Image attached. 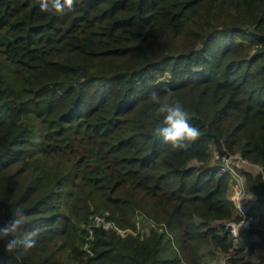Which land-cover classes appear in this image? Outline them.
<instances>
[{
	"label": "trees",
	"instance_id": "obj_1",
	"mask_svg": "<svg viewBox=\"0 0 264 264\" xmlns=\"http://www.w3.org/2000/svg\"><path fill=\"white\" fill-rule=\"evenodd\" d=\"M152 92L199 128L186 149L157 136ZM227 153L262 168L238 173L264 203V0H0V223L22 208L40 229L0 264L223 263ZM95 214L125 233L95 226L90 254Z\"/></svg>",
	"mask_w": 264,
	"mask_h": 264
},
{
	"label": "clouds",
	"instance_id": "obj_2",
	"mask_svg": "<svg viewBox=\"0 0 264 264\" xmlns=\"http://www.w3.org/2000/svg\"><path fill=\"white\" fill-rule=\"evenodd\" d=\"M74 3L75 0H38L39 10L44 13L50 11L63 13L65 10L70 12L73 10ZM168 92L171 94V90ZM150 99L157 105L156 114L163 116V125L156 128V134L171 149H186L200 136L199 128L189 123V113L178 100L161 102L158 92H152ZM26 225L27 217L22 208H17L11 219L0 223V242H3L0 252L10 255L20 246L24 248L34 246L40 229L38 227L29 229ZM237 248L238 243L236 250ZM237 253L241 264H253L254 260H260L258 256L250 255L246 249Z\"/></svg>",
	"mask_w": 264,
	"mask_h": 264
},
{
	"label": "built area",
	"instance_id": "obj_3",
	"mask_svg": "<svg viewBox=\"0 0 264 264\" xmlns=\"http://www.w3.org/2000/svg\"><path fill=\"white\" fill-rule=\"evenodd\" d=\"M233 157H237V156L225 155L223 157L224 167L222 166L221 169L222 171L230 172L233 175L234 193L231 196V198H233L236 203L238 220L228 222L226 225L231 226V228L228 231L230 232L231 236L234 238V241L239 242V244L237 250L235 246L233 249L230 250L228 255L224 256L223 264H231L230 260L232 258L238 257L237 251H243L246 249L249 252V247L243 238V232L251 228L252 225L255 223L254 211L251 205L245 199L247 193L244 186L242 185L243 178L238 173V170H236V166L234 164L233 166L230 164V159H232ZM240 159L242 158L240 157ZM95 226H104L108 229L116 230L119 233H125V230L121 229L116 222L107 220V218L103 215H99V214L92 215L88 224L85 225L86 230H89L90 232L89 237H87L85 249L90 254H93V252L90 249L88 243L90 242L91 239H93V229Z\"/></svg>",
	"mask_w": 264,
	"mask_h": 264
},
{
	"label": "crops",
	"instance_id": "obj_4",
	"mask_svg": "<svg viewBox=\"0 0 264 264\" xmlns=\"http://www.w3.org/2000/svg\"><path fill=\"white\" fill-rule=\"evenodd\" d=\"M218 158V153L217 151H213V159L212 162L215 163V161ZM252 165V164H251ZM253 167H257V165H252ZM253 172L254 174V169L251 170V173ZM252 193L249 191L248 193V203L251 205V207L254 210V215H255V223L253 224V226H256L258 228L264 229V203H261L259 201H257V199L254 196H250ZM239 244V242H237ZM250 255L253 256H258L259 259H263L264 258V245L261 244L258 248L251 250ZM217 262L219 264H222V256H219L214 262L213 264H217Z\"/></svg>",
	"mask_w": 264,
	"mask_h": 264
},
{
	"label": "rangeland",
	"instance_id": "obj_5",
	"mask_svg": "<svg viewBox=\"0 0 264 264\" xmlns=\"http://www.w3.org/2000/svg\"><path fill=\"white\" fill-rule=\"evenodd\" d=\"M235 156H237V155H235ZM216 162V161H215ZM222 162H224V160L222 159ZM230 164L233 166V164L236 166V170H248V171H250L251 172V170H253L254 169V174L256 175V174H258L259 172H262V168L261 167H259L258 166V168L257 167H253L252 165H251V163L250 162H248V161H246V160H244V159H240V157L239 156H237V157H233L232 159H230ZM222 166H223V163H222ZM224 167V166H223ZM226 167V166H225ZM253 173V172H252ZM242 178H243V182H242V185L244 186V188L246 187V185H245V183H246V179H245V177H243L242 176ZM245 190H246V188H245ZM247 192V191H246ZM233 193H234V190L232 189V195H233ZM231 195V196H232ZM251 197L252 196H254L253 194H251L250 195ZM248 194H246V196H245V199H246V201H248ZM255 197V196H254ZM256 198V197H255ZM140 226H141V224H140ZM121 228V227H120ZM123 229V228H122ZM133 230H135V231H143L142 230V227H141V229H140V227L137 225L136 226V228L135 229H133ZM134 232V231H133ZM143 232H145V230L143 231ZM217 264H219L218 262H217ZM223 264V263H222Z\"/></svg>",
	"mask_w": 264,
	"mask_h": 264
},
{
	"label": "water",
	"instance_id": "obj_6",
	"mask_svg": "<svg viewBox=\"0 0 264 264\" xmlns=\"http://www.w3.org/2000/svg\"><path fill=\"white\" fill-rule=\"evenodd\" d=\"M227 155H229V154L227 153ZM226 227H227L228 230L231 228L230 225H226Z\"/></svg>",
	"mask_w": 264,
	"mask_h": 264
}]
</instances>
